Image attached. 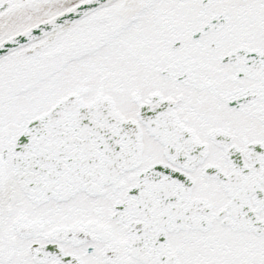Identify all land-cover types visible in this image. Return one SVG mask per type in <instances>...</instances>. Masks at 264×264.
<instances>
[{
	"label": "snow or ice",
	"instance_id": "1",
	"mask_svg": "<svg viewBox=\"0 0 264 264\" xmlns=\"http://www.w3.org/2000/svg\"><path fill=\"white\" fill-rule=\"evenodd\" d=\"M0 264H264V0H0Z\"/></svg>",
	"mask_w": 264,
	"mask_h": 264
}]
</instances>
